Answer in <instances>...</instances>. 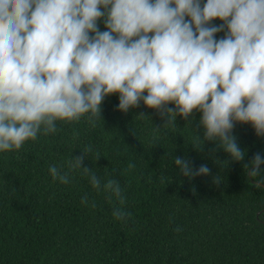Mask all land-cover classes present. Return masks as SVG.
<instances>
[{"label":"trees","instance_id":"16d2710c","mask_svg":"<svg viewBox=\"0 0 264 264\" xmlns=\"http://www.w3.org/2000/svg\"><path fill=\"white\" fill-rule=\"evenodd\" d=\"M110 8L100 6L98 32L108 31ZM143 96L122 110L119 93L106 95L97 111L55 119L54 129L42 122L19 148L0 149V264H264V187L254 182L264 184V171L247 174L264 135L233 119L237 156L228 140L205 135L201 110L185 117L174 102L148 108ZM85 149L99 189L74 166ZM175 157L211 173L184 176ZM108 179L122 198L104 190Z\"/></svg>","mask_w":264,"mask_h":264},{"label":"clouds","instance_id":"9594fccd","mask_svg":"<svg viewBox=\"0 0 264 264\" xmlns=\"http://www.w3.org/2000/svg\"><path fill=\"white\" fill-rule=\"evenodd\" d=\"M101 5H111L102 33ZM215 19L227 23L205 26ZM225 26L228 34L214 39ZM112 93L122 110L142 96L148 108L174 102L185 117L199 109L205 135L228 140L240 156L228 135L233 119L264 135V0H206L202 8L199 0H0V149L19 148L42 122L54 129L55 119L95 112ZM85 159L87 149L74 166L99 189ZM174 159L189 178L211 173L206 164ZM261 164L264 154L255 153L250 173L264 171ZM50 171L67 182V173ZM103 188L122 198L118 181Z\"/></svg>","mask_w":264,"mask_h":264},{"label":"water","instance_id":"95a60500","mask_svg":"<svg viewBox=\"0 0 264 264\" xmlns=\"http://www.w3.org/2000/svg\"><path fill=\"white\" fill-rule=\"evenodd\" d=\"M247 174L249 175V168L247 169ZM254 182L259 183L260 185H262L264 187V184L262 182L256 181V180ZM263 209H264V207H262L260 210H263Z\"/></svg>","mask_w":264,"mask_h":264}]
</instances>
